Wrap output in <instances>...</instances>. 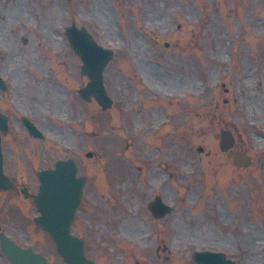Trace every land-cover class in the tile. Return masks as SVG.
Returning a JSON list of instances; mask_svg holds the SVG:
<instances>
[{
  "label": "rangeland",
  "instance_id": "obj_1",
  "mask_svg": "<svg viewBox=\"0 0 264 264\" xmlns=\"http://www.w3.org/2000/svg\"><path fill=\"white\" fill-rule=\"evenodd\" d=\"M0 20L15 60L2 59L13 95L4 105L14 117L7 165L25 172L29 148L38 166L79 146L89 182L75 229L97 264H193L187 251L204 247L264 263V0H0ZM71 21L120 48L104 71L118 100L107 111L77 92L87 78L60 32ZM152 86L186 97H155ZM16 104L36 116L45 140L28 136ZM160 118L169 124L156 131ZM223 127L236 138L225 152ZM236 150L251 156L248 166L232 163ZM24 175L35 191L31 170ZM156 194L173 206L158 220L146 208ZM22 198L0 194L3 228L63 264L33 223L15 224L35 212Z\"/></svg>",
  "mask_w": 264,
  "mask_h": 264
},
{
  "label": "water",
  "instance_id": "obj_2",
  "mask_svg": "<svg viewBox=\"0 0 264 264\" xmlns=\"http://www.w3.org/2000/svg\"><path fill=\"white\" fill-rule=\"evenodd\" d=\"M96 74L95 73H93V76H95ZM221 144H222V148L223 149H225V148H228L229 147V145L231 144V142L229 141V140H227V137L223 134L222 135V138H221ZM78 204V202L76 203V205ZM75 208V207H74ZM72 216H73V212H72ZM72 218V217H71ZM39 224L41 225V227L42 228H44L43 227V225H42V223L39 221ZM55 236H57L56 234H55ZM55 239H56V241H57V239H58V237L56 238L55 237ZM57 244H58V242H57ZM58 248H59V246H58ZM60 249V248H59ZM64 256V255H63ZM67 259H69L68 257H65L64 256V260H67ZM43 263L44 264H46V262L43 260ZM73 264H77V262L76 261H74V263Z\"/></svg>",
  "mask_w": 264,
  "mask_h": 264
}]
</instances>
